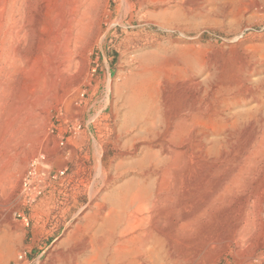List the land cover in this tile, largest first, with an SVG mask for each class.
Masks as SVG:
<instances>
[{
    "label": "rangeland",
    "instance_id": "obj_1",
    "mask_svg": "<svg viewBox=\"0 0 264 264\" xmlns=\"http://www.w3.org/2000/svg\"><path fill=\"white\" fill-rule=\"evenodd\" d=\"M86 260L264 264V0H0V264Z\"/></svg>",
    "mask_w": 264,
    "mask_h": 264
},
{
    "label": "built area",
    "instance_id": "obj_2",
    "mask_svg": "<svg viewBox=\"0 0 264 264\" xmlns=\"http://www.w3.org/2000/svg\"><path fill=\"white\" fill-rule=\"evenodd\" d=\"M75 134L80 133L83 129L81 124L74 126ZM63 145V143H61ZM65 176V171H60L53 174L50 170V164L47 156L44 153H40L33 158L29 167L22 179V193L25 203L32 205L40 198L50 187L53 181H56ZM17 218L21 222L29 226L30 218L25 214H18Z\"/></svg>",
    "mask_w": 264,
    "mask_h": 264
},
{
    "label": "bare ground",
    "instance_id": "obj_3",
    "mask_svg": "<svg viewBox=\"0 0 264 264\" xmlns=\"http://www.w3.org/2000/svg\"><path fill=\"white\" fill-rule=\"evenodd\" d=\"M84 264H92L91 261H85Z\"/></svg>",
    "mask_w": 264,
    "mask_h": 264
}]
</instances>
